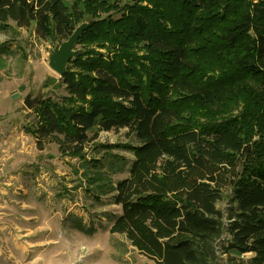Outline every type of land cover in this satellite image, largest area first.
I'll return each instance as SVG.
<instances>
[{
  "label": "trees",
  "instance_id": "trees-1",
  "mask_svg": "<svg viewBox=\"0 0 264 264\" xmlns=\"http://www.w3.org/2000/svg\"><path fill=\"white\" fill-rule=\"evenodd\" d=\"M88 19L66 93L27 124L38 148L79 159L121 207L110 232L156 264H264V0H0L1 32L56 43Z\"/></svg>",
  "mask_w": 264,
  "mask_h": 264
},
{
  "label": "rangeland",
  "instance_id": "rangeland-1",
  "mask_svg": "<svg viewBox=\"0 0 264 264\" xmlns=\"http://www.w3.org/2000/svg\"><path fill=\"white\" fill-rule=\"evenodd\" d=\"M18 33L0 31V43L14 51L0 66V264H156L124 235L110 232V216L121 207L112 195L95 199L85 191L79 159L62 156L56 144L39 149L27 131L39 100L66 92L48 65L56 44L39 38L34 27ZM29 94L31 109L24 103ZM126 140V129L99 136L103 143ZM228 202L225 197L218 207L225 210Z\"/></svg>",
  "mask_w": 264,
  "mask_h": 264
},
{
  "label": "water",
  "instance_id": "water-1",
  "mask_svg": "<svg viewBox=\"0 0 264 264\" xmlns=\"http://www.w3.org/2000/svg\"><path fill=\"white\" fill-rule=\"evenodd\" d=\"M98 20L89 19L80 23L73 34L67 39L56 42L55 47L50 51V58L48 60V65L52 70L63 76V74L68 72V65L72 59L78 58L81 55V49L77 48L79 39L84 31L92 27ZM31 95H27L24 100L25 105L28 108H32V100L30 99Z\"/></svg>",
  "mask_w": 264,
  "mask_h": 264
}]
</instances>
